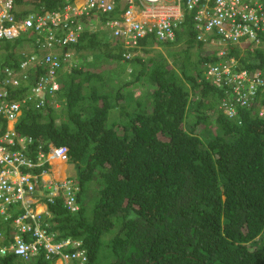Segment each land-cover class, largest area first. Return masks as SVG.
<instances>
[{
    "label": "trees",
    "instance_id": "obj_1",
    "mask_svg": "<svg viewBox=\"0 0 264 264\" xmlns=\"http://www.w3.org/2000/svg\"><path fill=\"white\" fill-rule=\"evenodd\" d=\"M38 1V13L65 3ZM183 10L174 41L153 35L140 40L139 54L155 53L147 59L126 60L118 43L81 19L84 31L68 48L80 63L61 74L60 90L44 97V107L23 104L15 131L33 140L30 155L36 157L39 147H64L74 168L69 180L77 188L76 210L42 184L35 194L44 192L40 226L52 242L78 243L64 252H83L81 264H264V92L258 89L247 101L235 83L207 77L209 67L228 68L230 79L242 71L264 75V35L259 43L229 45L218 56L204 48H216V37L204 41L194 29L196 10ZM30 43L29 35L2 41L1 66H16ZM88 57L115 67L86 68ZM134 85L149 90L134 99L128 89ZM17 92L14 99L23 97ZM48 168L46 163L33 173ZM12 231L11 220L0 219V247L10 244ZM56 259L40 251L27 263L0 255V264Z\"/></svg>",
    "mask_w": 264,
    "mask_h": 264
},
{
    "label": "built area",
    "instance_id": "obj_2",
    "mask_svg": "<svg viewBox=\"0 0 264 264\" xmlns=\"http://www.w3.org/2000/svg\"><path fill=\"white\" fill-rule=\"evenodd\" d=\"M27 1L0 0V43L13 41L24 34L33 41L29 50L19 52L16 66L3 67L0 62V219L11 220L13 229L12 241L8 246L0 247V255H13L27 263L44 251L48 256H57L54 264L57 261L81 264L83 252H64L79 244L69 240L52 242L53 235L40 226V217L46 210L37 213L35 208L42 203L44 192L35 194L36 187L42 184L50 191L49 196L61 192L67 208L77 209L74 201L77 188L69 178L62 182H44V171L33 173L46 163L67 164V149L50 145L44 152L39 147L37 156L32 157L29 151L33 140L21 138L15 131L26 101L40 109L44 107V97L53 98L58 91L57 71L62 64H70L72 59L70 49L61 50L75 44L84 31L79 18L92 20L122 47L123 57L131 60L139 55L142 49L139 42L147 35H153L161 42L175 40L174 31L184 16L183 5L186 11L196 10L194 29L198 31L199 39L205 41L214 36L217 40L212 44L217 47L241 45L248 40L259 43L257 37L264 35V0H124L126 4L120 6L116 3L123 0H73L55 12L38 13L34 6L24 15ZM101 16H106L105 20L102 21ZM224 54V50L217 53L218 56ZM207 77L215 81L225 78L228 84L235 83V90L246 91L242 97L247 101L258 89L264 91V78L260 73L249 77L242 71L230 79L228 68L209 67ZM19 90L23 97L14 99V93ZM15 210L20 214L13 216ZM24 234L29 240L22 237Z\"/></svg>",
    "mask_w": 264,
    "mask_h": 264
},
{
    "label": "rangeland",
    "instance_id": "obj_3",
    "mask_svg": "<svg viewBox=\"0 0 264 264\" xmlns=\"http://www.w3.org/2000/svg\"><path fill=\"white\" fill-rule=\"evenodd\" d=\"M91 29V31H95V32H98V31H102L100 28H99V26L98 25H94V26H92V27H90ZM227 46H229V44H227V45H225V46H221V47H218V49H217V51H219V50H223V49H226V47ZM239 46V45H238ZM205 48V50H208V49H211V50H216V48H214V47H209V46H205L204 47ZM161 50V52H162V54L165 56V51L163 50V49H160ZM157 51V50H156ZM19 54V53H18ZM155 55V53L153 52V53H147V54H144V52L142 51V53L141 54H139L138 56H139V58L140 57H144V59H147V57H152V56H154ZM79 59H77V58H74L73 60L71 59L70 60V63L71 64H77V61H78ZM170 60V59H169ZM168 60V62L167 63H171V60L169 61ZM86 62H88V64H90L89 66H87L86 68H89V69H92V67H96V66H98V63H99V66L100 65H103L105 62L104 61H102V58H100V59H97V60H94V59H92V58H87L86 60H85ZM96 61V62H95ZM103 62V63H102ZM107 63H105L104 64V67L105 68H107L109 71L113 68V67H115L114 66V64L113 63H111L110 61H106ZM108 62H110V63H108ZM78 63H80L79 61H78ZM113 64V65H112ZM133 72H134V70H133V68L132 67H130V66H128L127 68H126V75H128L129 77H132V75H133ZM114 74H116V71H115V73ZM262 77L264 78V75L262 74ZM133 78V77H132ZM115 86H111V89H118L119 87H120V84L118 83L117 85L116 84H114ZM149 88V86L148 85H144V86H141V85H134V86H131L130 88H128L129 89V91H133L134 92V95H133V97H134V99L137 97V96H140V97H142V96H145L146 95V93H147V91L149 90L148 89ZM261 92H264V91H261ZM53 106L57 109L56 111H60V105L57 103V102H53ZM260 111H261V109H260ZM57 112V113H58ZM262 113V112H261ZM230 115H233V113H229ZM228 115V114H227ZM259 116H264V113H262V114H260ZM51 164H53V165H55L56 163H51ZM55 167V166H54ZM53 167V168H54ZM60 167V166H59ZM55 169V168H54ZM53 170V169H52ZM57 173H55V171H54V173H53V176L55 177V179L56 180H58V181H60V182H62V180H64V179H66V177H67V175H75V171H74V168L71 166V165H68V167H67V169H66V171H64V174H66V175H63L61 172H60V174L59 175H56ZM43 180H47V179H44L43 178ZM91 189L92 188H88L87 189V194L89 195V194H91L92 192H91ZM41 206H42V208L39 210L40 212L39 213H42V212H44L45 210H46V207H45V205L44 204H42V203H39ZM35 208H36V211H38V209H37V205L35 206ZM38 213V212H37ZM3 237V236H2ZM56 264H61L59 261H57V263Z\"/></svg>",
    "mask_w": 264,
    "mask_h": 264
},
{
    "label": "clouds",
    "instance_id": "obj_4",
    "mask_svg": "<svg viewBox=\"0 0 264 264\" xmlns=\"http://www.w3.org/2000/svg\"><path fill=\"white\" fill-rule=\"evenodd\" d=\"M73 0H65V3H64V5H63V7L66 5V3H71ZM40 2L37 0V2H35V1H32V0H28L27 2H25V4H24V6L27 4L28 6L25 8L24 7V10H23V14L24 15H26L27 13H29L30 11H27V10H33V7L34 6H36L37 4H39ZM62 7V8H63ZM60 10V9H59ZM58 11V10H57ZM38 12V11H37ZM52 12H55V11H52ZM86 17H80L79 19L81 20V19H85ZM90 27H92V26H90ZM91 29V28H90ZM25 35V34H24ZM24 35H22V36H24ZM21 37V36H20ZM20 37H18V38H20ZM18 38H16L15 40H17ZM32 38V37H31ZM79 38V37H78ZM15 40H13V41H5V42H14ZM78 43V40H77V42L75 43V44H77ZM30 45L31 44H29V46L26 48V50H29L30 48ZM213 45H215V44H213ZM216 46V45H215ZM233 46H236V45H233ZM66 48L68 49L69 47H65V48H63L61 51L62 52H65L66 51ZM218 49V47L216 46V50ZM224 50V49H223ZM71 52L73 53V51L71 50ZM217 53H218V51H217ZM136 57H139L138 55L136 56ZM74 58H72V60H73ZM73 65H75V64H63V66L62 67H60V69L57 71V82H58V85H59V89H58V91L60 90V88H61V74L63 75V74H65L66 72H69L70 71V68L73 66ZM58 91H56V92H58ZM55 96V95H54ZM51 105H53V102L51 103ZM53 146V145H52ZM54 147V146H53ZM57 148V147H56ZM54 163H56V164H58L59 166H63L64 168H63V172L64 171H66V169H67V167H68V163L67 164H60V163H57V162H54ZM55 164V165H56ZM55 165H53V164H50V165H48L49 166V168H48V171H44L45 173H46V175L48 174V172H49V170H50V168L51 167H54ZM64 175H66V174H64ZM71 177V175H67V177L66 178H70ZM58 181V180H57ZM58 182H60V181H58ZM44 196H42L41 197V202H42V198H43ZM42 204H44V203H42Z\"/></svg>",
    "mask_w": 264,
    "mask_h": 264
},
{
    "label": "crops",
    "instance_id": "obj_5",
    "mask_svg": "<svg viewBox=\"0 0 264 264\" xmlns=\"http://www.w3.org/2000/svg\"><path fill=\"white\" fill-rule=\"evenodd\" d=\"M117 5H121V4H126V1H120V2H117L116 3ZM28 5L26 4L24 7L26 8ZM33 41H32V38H31V43H32ZM23 51H26V48H24V49H21V51L20 52H23ZM55 168V169H54ZM51 167L50 168V170H49V172H48V174L47 175H45L43 178L44 179H47L46 181H49V180H51V181H57L56 179H55V177L53 176V173H54V171H57V174L56 175H59L60 174V172L64 175V172H63V166H60L59 167V165L58 164H56L55 165V167ZM53 169V170H52ZM44 182H45V180H44ZM42 208V206L40 205V204H38L37 205V209H38V213L40 212L39 210ZM12 213V211L10 210V214ZM13 215H14V212H13Z\"/></svg>",
    "mask_w": 264,
    "mask_h": 264
},
{
    "label": "bare ground",
    "instance_id": "obj_6",
    "mask_svg": "<svg viewBox=\"0 0 264 264\" xmlns=\"http://www.w3.org/2000/svg\"><path fill=\"white\" fill-rule=\"evenodd\" d=\"M57 163H59V162H57ZM55 173H57V171H55Z\"/></svg>",
    "mask_w": 264,
    "mask_h": 264
}]
</instances>
